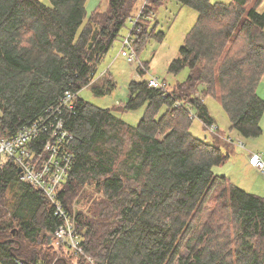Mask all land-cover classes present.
Returning <instances> with one entry per match:
<instances>
[{"label":"trees","instance_id":"1","mask_svg":"<svg viewBox=\"0 0 264 264\" xmlns=\"http://www.w3.org/2000/svg\"><path fill=\"white\" fill-rule=\"evenodd\" d=\"M87 1L0 0L3 131L15 134L41 117L64 120L76 159L57 200L83 247L76 253L55 244L65 219L7 161L0 163V264H264V197L215 172L228 157L221 146L231 142L216 133L213 142L196 137L189 109L175 106H191L208 128L217 120L200 92L220 102L231 128L262 134L264 0H177L199 13L169 65L188 75L173 85L163 79L165 87L133 79L128 99L111 108L79 92L116 89L110 71L98 73L99 63L142 2L149 17L164 0H109L90 14ZM150 18L133 29L138 56L164 35L149 28ZM148 67L141 62L137 70ZM67 91L75 96L72 109L63 106ZM142 106L137 124L115 113ZM48 135L42 130L33 148L42 149Z\"/></svg>","mask_w":264,"mask_h":264},{"label":"rangeland","instance_id":"2","mask_svg":"<svg viewBox=\"0 0 264 264\" xmlns=\"http://www.w3.org/2000/svg\"><path fill=\"white\" fill-rule=\"evenodd\" d=\"M49 4V0H42ZM211 2L230 1V0H210ZM109 0H99L97 5L102 8L108 6ZM141 3L136 15L144 6ZM97 7V6H96ZM264 7H261L263 9ZM198 11L177 0H164L161 4L156 5L151 18L146 19L149 28L156 25L159 32H163L161 41L151 39L145 50L138 56L135 62H130L128 58L122 55V35L130 27L127 22L121 31V37L115 42L114 46L105 55L104 59L98 65V73L110 71L117 82L116 89L105 95H97L92 91L91 86L84 87L79 95L102 107H112L115 104L125 101L129 97L128 84L131 80L145 78L166 79L173 85L176 81H182L188 75L189 69L185 68L181 73L176 75L169 71L171 61L179 55L180 47L188 31L193 27L198 19ZM141 62H148L149 67L144 74H141L137 68ZM257 92L264 98V75L258 84ZM205 102L209 107L210 113L217 120L220 126V132L216 134L224 139V136H231L234 139L241 138L246 147H241L235 142L230 145H222V151L228 156L225 163L217 165L214 170L217 174L226 175L231 181L246 191L264 196V174L251 167L250 157L253 152H264V116L261 120L263 132L257 137H245L238 130L231 128L228 115L220 102L212 96H207ZM145 106L137 110L127 112H115L123 119L132 124H137L141 119ZM165 110V106L162 111ZM191 132L198 138L206 142H213L214 133L206 128L201 119L195 118L191 125ZM223 134V136H222ZM78 206V205H77ZM58 246V245H57Z\"/></svg>","mask_w":264,"mask_h":264},{"label":"built area","instance_id":"3","mask_svg":"<svg viewBox=\"0 0 264 264\" xmlns=\"http://www.w3.org/2000/svg\"><path fill=\"white\" fill-rule=\"evenodd\" d=\"M141 18H148V15L144 14V6L136 15L129 17L130 27L124 34L121 43L122 55L126 56L130 62H135L138 58L134 48L133 29L137 24V20ZM149 85L165 87L167 82L151 77L149 78ZM167 95L168 92L164 94V96ZM197 96L205 101V97L200 95V92L197 93ZM74 97L73 92L67 91L62 101L63 106L72 109ZM175 106H186L190 111L191 118H198L191 106L183 105L180 101H176ZM44 118L43 120V117H41L32 125L21 127L15 134H6L2 128V113L0 111V163L13 161L21 168L20 178L22 180L32 182L44 190L49 199L55 204L56 214L65 219L64 223L53 233L55 244L76 253H81L83 252L81 236L76 233L73 221L67 217L62 204L57 200L58 190L66 182L69 171L76 159L74 152L68 146L73 135L64 126L63 119L58 117L55 120ZM208 128L213 133L220 130L217 122L212 123ZM42 130L48 131L49 135L43 148L35 150L33 140L38 138ZM226 139L241 147H246L241 138L234 139L231 136H226ZM250 163L264 174V152H253ZM89 260L94 262L93 259Z\"/></svg>","mask_w":264,"mask_h":264},{"label":"crops","instance_id":"4","mask_svg":"<svg viewBox=\"0 0 264 264\" xmlns=\"http://www.w3.org/2000/svg\"><path fill=\"white\" fill-rule=\"evenodd\" d=\"M98 2H99V0H88L87 1V4H86V9H87V12L90 14L91 12H92V10L94 9V8H96V6H98L97 4H98ZM151 17V15L148 17V18H150ZM264 116V115H263ZM263 118V117H262ZM262 120V119H261ZM262 125V124H261ZM251 167H253L255 170H257V171H259L256 167H254V166H251ZM263 196V195H262ZM264 197V196H263Z\"/></svg>","mask_w":264,"mask_h":264},{"label":"water","instance_id":"5","mask_svg":"<svg viewBox=\"0 0 264 264\" xmlns=\"http://www.w3.org/2000/svg\"><path fill=\"white\" fill-rule=\"evenodd\" d=\"M21 170V168H19Z\"/></svg>","mask_w":264,"mask_h":264},{"label":"bare ground","instance_id":"6","mask_svg":"<svg viewBox=\"0 0 264 264\" xmlns=\"http://www.w3.org/2000/svg\"><path fill=\"white\" fill-rule=\"evenodd\" d=\"M35 148V147H34ZM41 149V148H40Z\"/></svg>","mask_w":264,"mask_h":264}]
</instances>
